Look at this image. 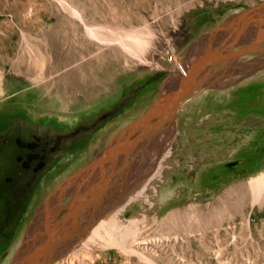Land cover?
<instances>
[{
    "label": "rangeland",
    "instance_id": "374dc122",
    "mask_svg": "<svg viewBox=\"0 0 264 264\" xmlns=\"http://www.w3.org/2000/svg\"><path fill=\"white\" fill-rule=\"evenodd\" d=\"M250 9L264 12V0H0V131L23 136L8 166L27 173L22 185L13 177L14 189L0 188V264L15 262L30 231L41 229L49 199L48 217L54 213L59 184L162 99L185 75L181 65L192 70L204 61L206 70L212 52L254 39V28L241 35L218 30ZM263 58L264 52L252 53L225 75L202 78L183 101L175 127L165 132L171 131L168 138L142 155L162 147L171 154L161 178L147 185L150 202L139 199L123 215L139 219L141 243L132 252L102 241L85 248V233L71 239L53 264H264ZM220 77L237 82L215 89ZM120 105L95 124L101 112ZM16 120L39 127L12 132ZM259 178L262 186L255 189ZM124 182L105 208L138 191H125Z\"/></svg>",
    "mask_w": 264,
    "mask_h": 264
},
{
    "label": "water",
    "instance_id": "95a60500",
    "mask_svg": "<svg viewBox=\"0 0 264 264\" xmlns=\"http://www.w3.org/2000/svg\"><path fill=\"white\" fill-rule=\"evenodd\" d=\"M247 12L232 17L218 30H228L230 35H241L245 29L254 28V39L237 49L228 48L225 52H212L208 55L209 66L204 68V61L195 64L190 70V80L199 85L202 78L207 79L211 73L216 78L225 75L242 57L252 53L264 52V12ZM249 13V18L243 15ZM236 29H238L236 31ZM217 31V30H215ZM214 35H211V43ZM239 42V41H238ZM219 62L222 66L216 67ZM139 90L140 88H136ZM168 94L169 102L158 101L151 105L138 119L130 123L103 151L93 160L67 178L58 188L57 208L48 217L50 199L42 207L44 222L39 236L34 238L28 249H23L12 264H53L66 244L73 238L91 230L100 219L106 204L112 201L113 194L124 182L129 170L146 152L149 145L170 128L175 127L178 111L183 101L194 92L189 82L175 86ZM122 105L112 111H103L95 124H101L112 117ZM72 198L62 208L61 201L66 194ZM63 210V213H62ZM61 217L56 219L57 216Z\"/></svg>",
    "mask_w": 264,
    "mask_h": 264
},
{
    "label": "bare ground",
    "instance_id": "6f19581e",
    "mask_svg": "<svg viewBox=\"0 0 264 264\" xmlns=\"http://www.w3.org/2000/svg\"><path fill=\"white\" fill-rule=\"evenodd\" d=\"M247 12V11H244ZM242 12V13H244ZM241 14V13H239ZM89 35L91 37L94 38H98L99 32L93 30V29H88ZM100 36V35H99ZM101 40V37H100ZM114 40V39H113ZM137 41V40H136ZM139 41V40H138ZM125 48L126 45H129L127 43H121ZM138 45V44H137ZM130 46V45H129ZM138 47V46H137ZM128 48V47H127ZM131 48V47H130ZM138 49V48H137ZM208 51V50H207ZM264 59V58H263ZM257 62V61H256ZM264 63V62H263ZM255 66V65H254ZM192 67V66H191ZM180 71L183 73L184 70L186 69L187 71L185 72L184 76H180L178 75L176 77V82H174L173 85L167 86L166 91L164 92L162 99H160L159 101L162 103H166L169 102V97L168 94L170 93L169 91L174 88L175 86L178 85H182L184 81L189 82L190 86L193 88V90L197 91V87L195 86V84L193 82H191L190 80V66L189 64H187L186 66H180ZM189 71V73H188ZM179 72V71H178ZM221 78V77H220ZM224 79V78H223ZM217 80V79H216ZM237 82V79H231L229 80V82ZM212 82V81H211ZM228 79H225V81H222L221 78V82H219L216 86L215 89L217 88H223L222 84H228ZM222 83V84H221ZM169 84V83H168ZM213 84V83H212ZM171 130V129H170ZM171 131H168L167 133H164L163 135H161L158 139H156L154 141V143H161L162 141L166 140L168 138V136L170 135ZM172 136V135H171ZM156 146V145H155ZM146 153V152H145ZM165 154V156H164ZM170 151L168 150V148H164L162 147L161 149H153L151 150L150 154L147 157H144L142 159L139 160V165L133 170H132V174L130 175L129 181L127 183V185L124 184L125 187V191L129 190L131 187L133 186H139V188L137 189L138 191L135 194H131V196H125L120 199L118 201H113L112 203H110L105 209H104V216L102 218L99 219V221L97 222V224L95 226H93L92 230L87 234H85V236L83 237V239H81V243L82 245L84 244H88V243H96L99 241H102L103 244L105 245H110V246H117V248L122 249L121 251H126V252H132L133 248H131L134 245H137L139 243H141L138 239V237H136L137 235V230L139 231V229H137L136 227H138L136 225L137 222V218H133L131 220H123V215L125 213V211L127 210V207L130 206L133 202H136L137 200H142L143 203L145 202H150V200L147 198V196H144V193L146 191L147 185L155 179H160L162 176V172L164 170V164H165V160L170 157ZM138 163V162H137ZM130 172V170H129ZM129 174V173H128ZM262 179L263 178H259L258 180L256 179V181L253 183V186L255 187V189L259 188L260 186H262ZM162 180V179H161ZM127 181V180H126ZM152 189H154L152 187ZM123 190V191H124ZM123 191L120 189L119 192ZM262 191V190H261ZM264 191V190H263ZM130 192V191H129ZM132 192V191H131ZM147 194V193H146ZM120 195V194H119ZM157 196V195H156ZM115 198V197H114ZM113 198V199H114ZM116 199V198H115ZM118 199V198H117ZM57 199H55V201H53V206L56 205L55 202ZM51 205V204H50ZM148 205V204H146ZM152 205V203H151ZM150 205V208H151ZM52 206V208H53ZM149 206V205H148ZM103 215V214H102ZM140 218V217H139ZM44 220V219H43ZM139 220V219H138ZM142 221V220H141ZM38 223V222H37ZM40 223V222H39ZM36 226V224H35ZM41 227V226H40ZM42 228V227H41ZM39 230H37V228H33L30 233H29V239L30 242L33 241L34 238L39 236ZM139 233V232H138ZM133 237V240H131V244L130 246L126 244V241H128L127 239L129 237ZM27 238V237H26ZM26 238L24 239V242L26 240ZM141 238V237H140ZM75 239V238H74ZM80 239V238H79ZM80 241V240H79ZM23 242V243H24ZM130 242V241H129ZM128 243V242H127ZM144 243V242H143ZM129 244V243H128ZM101 247H105V245L100 244ZM76 246V241H72L70 243V247L69 249H73ZM85 246V245H84ZM89 246V245H88ZM95 246V245H94ZM98 246V245H97ZM82 247V246H81ZM91 247V246H90ZM109 247V246H108ZM85 248H87L85 246ZM94 248V247H93ZM135 248V247H134ZM76 249V248H75ZM89 249V248H88ZM92 249V248H91ZM119 249V250H120ZM138 249V248H136ZM135 249V250H136ZM93 250V249H92ZM118 251V250H117ZM119 252V251H118ZM136 252V251H135ZM134 252V253H135ZM133 253V254H134ZM137 254V253H135Z\"/></svg>",
    "mask_w": 264,
    "mask_h": 264
},
{
    "label": "flooded vegetation",
    "instance_id": "af4514ba",
    "mask_svg": "<svg viewBox=\"0 0 264 264\" xmlns=\"http://www.w3.org/2000/svg\"><path fill=\"white\" fill-rule=\"evenodd\" d=\"M10 129L12 132H14L16 130V127H24L22 129H24L25 131L28 130H34L36 131V128L39 127V125L37 123H33L30 120H27V122L25 124H22L20 122V120H16V121H12L9 124ZM25 137V136H24ZM23 136L21 135H17V134H12V135H4L1 134L0 131V185H7V187L4 186H0L1 189H14L15 187L12 188V184L13 183V177L15 178H19V184L22 185V180L25 181L26 179V175H23L22 172H16L12 169L11 164H14L16 161V148H21V141H22ZM27 163V162H26ZM25 176L24 178L22 177ZM38 179V178H37ZM12 181V182H11ZM36 181V180H35ZM64 182V181H63ZM62 182V183H63ZM12 183V184H11ZM60 183L59 186L62 184ZM35 185V183H34ZM36 187L35 186H31L30 190L31 192H29V194L27 195L26 198H24L21 202H25L24 205H26L28 202H30L31 197H32V190ZM26 188V187H25ZM67 196V199H65ZM72 196L71 194H66L64 199L61 202H70ZM32 242H30L29 239V235L27 236L24 244L25 249H28L29 246L31 245Z\"/></svg>",
    "mask_w": 264,
    "mask_h": 264
},
{
    "label": "crops",
    "instance_id": "0c3cea01",
    "mask_svg": "<svg viewBox=\"0 0 264 264\" xmlns=\"http://www.w3.org/2000/svg\"><path fill=\"white\" fill-rule=\"evenodd\" d=\"M238 29H236V31H237ZM235 34V33H234Z\"/></svg>",
    "mask_w": 264,
    "mask_h": 264
}]
</instances>
